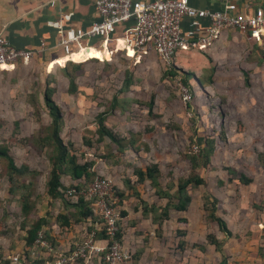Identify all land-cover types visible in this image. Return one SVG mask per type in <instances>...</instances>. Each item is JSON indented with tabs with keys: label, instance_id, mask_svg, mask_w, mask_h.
Returning <instances> with one entry per match:
<instances>
[{
	"label": "rangeland",
	"instance_id": "1",
	"mask_svg": "<svg viewBox=\"0 0 264 264\" xmlns=\"http://www.w3.org/2000/svg\"><path fill=\"white\" fill-rule=\"evenodd\" d=\"M96 41L92 38L90 43L98 48ZM89 52L87 48L74 54L73 58L80 62L91 54ZM196 52L202 56L191 55ZM126 55L124 51H117L108 58L99 56L102 59L83 61L74 74L77 90L72 94L68 92V79L61 70L62 59L58 57L53 61L34 58L25 67L19 62L15 69L0 72V144L8 147L18 166L27 165L37 171L33 178L16 176L15 182L10 181L6 162L0 158V264L6 263L8 255L31 248L27 243L28 230L36 219L46 218L51 226L57 214L65 211L63 202L50 198L46 192L52 168L48 159L52 145H43L38 151L39 141L34 139L47 133L44 127L51 121L43 99L47 84L54 88L52 98L63 116L61 138L72 144L69 148L76 152L80 162L95 160L98 162L96 168L103 167L101 156L105 149L116 151L114 145L108 147L107 137L102 143H96L95 120L102 111L108 112L105 123H109L113 132L124 137L133 135L139 153L131 155L130 159L137 157L143 165L152 160L160 164L163 184L186 177L190 171L187 155L198 152V141L203 145L204 138L214 137L211 166L196 170L206 185L196 189L188 187V190L195 197L204 191L217 195V214L225 219L231 230L229 237L221 239L224 245L226 243V264H264V42L251 43L240 34L229 33L206 52L191 50L179 54L173 65V76L166 75L168 69L153 53L140 61ZM127 73L132 83L123 89ZM187 76L185 87L191 99L184 101L179 82ZM113 97L117 98V107L110 110ZM151 98L150 112L148 102ZM84 138L90 140L92 146H86ZM114 154L120 160L123 157V162L129 156L127 152ZM227 168L235 170L231 182L227 180L232 176ZM120 173L130 175L132 170L121 168ZM240 173L252 178V182H238L236 177ZM99 174L107 176L97 172L91 178ZM29 180L33 184L24 187L22 183L27 185ZM67 188L63 190V198L76 201L65 195ZM139 188L146 202L155 200L153 188L148 185ZM23 194H28V202L32 205L27 215L21 209ZM124 205L133 216L140 201L133 196ZM182 214L173 212L168 241L186 239V233L182 235L181 232L186 225L180 223L174 227V219ZM197 215H191V220L204 221L205 213L202 218L199 213ZM133 220L132 217L122 220L123 234L128 235L129 245L139 248L144 243L149 245L152 240H159L150 227L138 231L142 236L136 231L133 235ZM204 223L208 226L207 233L219 230L216 222ZM53 228L51 231H55ZM85 231L86 228L73 229L74 236L70 241L73 247ZM188 248L191 254L198 255V251L193 250L196 247L189 244ZM129 251L135 259L134 249ZM32 257L45 259L47 254L41 246H34ZM98 260L97 256H92L83 262L93 264Z\"/></svg>",
	"mask_w": 264,
	"mask_h": 264
},
{
	"label": "built area",
	"instance_id": "2",
	"mask_svg": "<svg viewBox=\"0 0 264 264\" xmlns=\"http://www.w3.org/2000/svg\"><path fill=\"white\" fill-rule=\"evenodd\" d=\"M99 18L87 27H64V21L71 19L72 13L65 12L48 24L57 30V45L62 55H71L90 47L92 38L101 39V48L106 40L121 38L122 48L110 47L112 54L128 49L133 51L136 61L153 53L170 70L176 57L191 50H206L223 32L231 31L245 35L254 43L261 44L264 37V10L260 6H240L227 3L221 9L197 8L189 0H92ZM51 5L54 1H51ZM121 27L120 35L114 33ZM114 43V42H113ZM46 49L44 40L34 48H17L0 33V70L15 69L20 62L29 64L35 57L41 58ZM180 94L184 101L191 99L189 90L179 82ZM65 195L76 200L79 197L89 200L92 212L98 221L91 230H86L80 241L67 252L54 249L43 237V230L30 248V258L24 253L15 252L7 256L3 264H74L97 256L110 264H126L132 258L131 252L117 237L120 220L119 197L112 179L96 175L80 188L68 186ZM96 230H103V237H96ZM34 246L45 249L47 257L37 261L32 257Z\"/></svg>",
	"mask_w": 264,
	"mask_h": 264
},
{
	"label": "trees",
	"instance_id": "3",
	"mask_svg": "<svg viewBox=\"0 0 264 264\" xmlns=\"http://www.w3.org/2000/svg\"><path fill=\"white\" fill-rule=\"evenodd\" d=\"M111 44V42H110ZM109 44V45H110ZM115 44V43H113ZM88 56V55H87ZM84 58V57H83ZM82 59V58H81ZM97 60L102 59V57H97L95 55L90 54L87 58L80 62L74 61H64L62 60L60 63L61 70L63 71L64 76L68 79V92L74 93L77 90V85L75 82V72L79 70L82 66L83 61L87 60ZM71 66V69H69ZM174 66L168 71H166V75H174L175 69ZM188 76L185 79H182V84L184 86L187 85ZM132 83V78L127 73L124 81H123V89H127ZM54 93V88L49 84L46 85L43 92V99L45 105L48 110V115L51 119L50 124L44 127V130L47 133L44 136H36V141H39V145L36 146L38 151H41L43 145H52V151L48 156L49 161L52 164V168L49 172V176L46 182L47 185V195L53 199H60L63 202L65 211L59 212L55 218V222L59 226H67L70 221L80 222L83 220H90V226L86 228V230H91L94 228L96 221H98L97 217L93 215L91 203L89 200H85L82 197H79L75 202L63 198V190L64 186L60 181V177L62 175H69L72 179L78 180L75 183V186L80 188L84 186L89 180H92L95 175V160H85L84 162H80L78 160V156L75 151L69 148L72 144H67L63 141L60 136V132L63 128V116L59 106L55 103L52 95ZM116 97H113V102H111L110 110H113L117 107ZM149 111L153 107V98L148 102ZM108 115V112L102 111L96 115V143H102L104 138L107 137L109 139L110 144H107L112 147L113 145L116 147V151L113 152L112 149L106 150L103 152L104 159H111L114 163L122 162L120 158L115 156L114 153H124L125 149L130 146L134 151H137L138 148L135 147V141L133 135L130 134L129 137L119 136L115 132H113L109 127L106 126L105 120ZM42 127V126H41ZM39 134V133H38ZM192 141V139H191ZM198 141V140H197ZM83 142L86 146H92V142L87 138L83 139ZM198 152L187 155V158L190 163V171L186 177H179L177 181L174 182L172 180H168L165 184H162L160 181L161 172L157 163H149L143 169L140 166H134L133 174L135 175V180L125 179L124 185L125 188L130 190L128 194L125 193V190H120L116 188V193L119 197V205H122L124 200H126L129 196H135L140 201L141 205V213L143 217H149L152 220V223L156 225L155 234L160 237L162 235V224L163 221L169 218L170 210L175 211H185L188 208V205L191 201V192L188 190V187L191 189H196L200 185L205 186L206 181L198 173L196 170L199 167L205 168L207 166H211L212 155L215 150V138L214 137H206L203 139V145H200V141H198ZM0 158L4 159L6 162V170L10 181H14L16 176H26L28 175L30 178H33L37 171L30 169L27 165L18 166L13 156L9 153V149L6 145L0 144ZM227 172L232 174L228 181H233L235 177V170L233 168H227ZM170 174V172H169ZM237 181L242 184H249L252 182V178L246 176L244 173H240L239 176L236 177ZM145 180H149V185L154 189V194L158 196L160 199H165L164 205H158L155 202L148 203L144 199H142L136 189L137 183H142ZM15 182V181H14ZM222 183V181H220ZM33 184L32 180L28 181V184L25 185L24 182L22 185L24 187H29ZM73 185V184H72ZM70 185V186H72ZM15 184L12 185V189ZM22 198H24L23 203L21 205V209L25 215H27L32 207L30 202H28V194H23ZM202 208L204 210L205 216L204 221L207 222H216L218 228L221 232L224 233L225 237H229L231 235V230L228 228V225L224 218L217 214L218 210V202L219 199L211 194L209 191L202 192ZM126 212L120 209V220L117 222L119 231L117 233V237L122 241V228L121 222L123 217H125ZM178 224L184 223L186 225L187 221L184 217H178ZM53 225V224H52ZM52 225L49 226V222L46 218H38L33 222L32 226L28 230L27 243L30 247H32L38 232L43 230V237L52 245L54 249H58V244L56 239L51 235ZM96 237H103V230H96ZM182 235H185L186 231L181 230ZM206 244L213 245L216 250L223 251L224 240H219L213 233L206 234ZM185 245L184 240L178 241V246L183 249ZM193 247L204 250L205 245L194 243ZM73 248V247H72ZM30 248L23 252L26 258H30ZM141 253V250L138 249L135 252V255ZM134 255V256H135ZM94 257V256H93ZM96 257V256H95ZM92 258V257H91ZM97 259H99L97 257ZM43 258L37 259V261H43ZM84 260H80L79 262H83ZM224 261V260H222ZM7 262V260H6ZM101 264H104L103 259H99ZM107 264H110L106 261Z\"/></svg>",
	"mask_w": 264,
	"mask_h": 264
},
{
	"label": "crops",
	"instance_id": "4",
	"mask_svg": "<svg viewBox=\"0 0 264 264\" xmlns=\"http://www.w3.org/2000/svg\"><path fill=\"white\" fill-rule=\"evenodd\" d=\"M51 1H54V4L51 5ZM189 3L197 8H207L211 10H217L223 8V6L227 3H235L240 6H249V7H256L260 6L264 10V0H189ZM65 12H71L72 16L71 19L68 21H64V27L68 26H77L81 28L87 27L90 23L97 20L99 18L96 10L93 6L92 0H0V33L4 35L10 43L17 47V48H34L37 47L41 40L45 41L46 49L42 55V57L39 59L35 57V60H40L43 58L45 61L49 59V61H53L54 58L62 59L63 56L60 47L57 45L59 36L57 34V30L54 27H51L48 23L52 20L57 19L61 14ZM121 27L118 28V30L114 33V36L120 35ZM234 34H240V36L251 43H254L250 39H248L245 35L238 33V32H231L226 31L224 33L225 35H220V37L214 41V43L209 46L206 50H197L201 52H206L211 49L215 44L220 43L224 37H227L229 33ZM222 33V34H223ZM223 36V38H221ZM96 42H98V48L94 47L90 44L89 50L92 55H95L97 57L99 56H105L106 58L111 57V51L108 50V47L106 43L104 44V48L101 50V39L96 38ZM91 41V40H90ZM264 37L262 40L263 44ZM258 44V43H255ZM113 45V42L111 41V44L109 45V48ZM100 47V48H99ZM119 47L122 48V44L119 43ZM87 48H84L82 51H85ZM101 51L109 52L108 55L103 54ZM93 52H100V54H93ZM90 55V54H89ZM193 56H202L199 53H192ZM60 57V58H59ZM42 59V60H43ZM48 61V62H49ZM38 63V62H36ZM20 66L25 67V64H21ZM5 71V70H0ZM11 71V70H10ZM107 127H109V123H105ZM112 125V124H111ZM148 143V141H147ZM136 147V145H135ZM151 148V145H149ZM125 152L129 153L127 156V160L124 161V158L121 157L120 163H114L111 161V159H103V167H99L95 164L96 172L102 173L110 177L118 189L125 190V193L128 194V189L125 188L124 182L125 179H131L135 180V175L133 174V168L134 166H140L143 169L146 165L149 163H157L156 160H152L150 162H146L145 165L141 163V159L138 162L137 157L136 159H130L129 157L131 155H136L139 153V151H134L130 146H128L125 149ZM134 157V156H132ZM129 161V162H127ZM160 169V172L162 174V168L159 163H157ZM130 166V167H129ZM125 169L129 171V169L132 170V173L129 175H120V170ZM122 177V178H120ZM60 181L63 184L64 188L75 184L78 182V180L72 179L69 175H62L60 177ZM161 181V178H160ZM162 182V181H161ZM163 184V182H162ZM117 185V186H116ZM143 185H149V180H145L142 183L136 184V189L139 191V195L142 199L143 193L141 192L139 186ZM66 186V187H65ZM212 192V191H210ZM202 193L198 197L193 196L191 194V201L188 205L187 210L185 211H175L170 210L169 218L163 221L162 224V235L158 237L155 234V228L156 225L152 223L151 218L149 217H143L141 213V205H137L135 215L130 216V211L127 208L126 205H124L126 202L131 201L133 199V196H129L126 200H124L123 204L120 205L122 210L126 212L125 217H123L122 220L128 219V217H132L134 220L131 221V229L133 235H135V231L139 234V236H142L138 231H144L146 227H150L153 229V234L159 238V240L151 241L149 245H146L145 243L141 245L139 248H135V246L129 245L128 235L126 237L125 234H123L122 230V242L124 246L129 249H134V253L136 250L140 249L141 253L138 255H135V259L132 257L130 261L126 262V264H226L228 263L227 258L224 257V251L226 248V243L223 245V251H218L215 249L213 245L206 244V234H207V225L204 223V221H198L194 220L192 221L190 216H198L199 213L200 218L203 217L204 210L202 208V199H201ZM217 196L216 194H213ZM155 200L148 202L152 203L155 202L158 205H164L165 199H160L158 196H156ZM145 200V199H144ZM147 201V200H145ZM75 202V201H72ZM173 212H182L184 214L180 216H176L174 219V227H178L175 224H178V217H184L187 221L186 226L183 228L186 231V239L183 238L182 240L185 241L184 248H173L175 246H178V241H168L167 234L169 232V223L173 219ZM90 220H83L80 222H73L70 221V223L67 226H59L56 223L52 225L53 230L51 231V235L56 239L57 246L62 251H68V249H72L73 245L70 244V241H72L73 235V229H81V228H88L90 226ZM121 222V228L122 227ZM197 228V230H195ZM179 229V228H178ZM195 230V231H194ZM81 231V230H80ZM202 231V234H201ZM211 231V230H210ZM172 232V231H171ZM214 233V235L219 239H223L225 237L224 233L220 230L211 231ZM210 232V233H211ZM209 233V232H208ZM77 235V234H76ZM223 237V238H222ZM194 243L205 245V249L201 250L198 248H194L193 250L198 251V255H193L190 253L189 244L191 246ZM132 254L133 251L131 250ZM218 257V258H217ZM214 259V260H212ZM224 260V261H222ZM78 262V261H77ZM85 264V262H78L77 264ZM245 262H243L244 264ZM86 264H88L86 262ZM92 264V263H91ZM93 264H101L98 260V263L94 261ZM252 264V263H251Z\"/></svg>",
	"mask_w": 264,
	"mask_h": 264
},
{
	"label": "bare ground",
	"instance_id": "5",
	"mask_svg": "<svg viewBox=\"0 0 264 264\" xmlns=\"http://www.w3.org/2000/svg\"><path fill=\"white\" fill-rule=\"evenodd\" d=\"M110 42H111V40H106V41H105V43H106V45H107V47H108V50L110 49V48H109V44H110ZM113 42L117 45L118 48H120V47H119V43H121V44L123 45V41H122L121 38H118L117 40L114 39ZM100 49L102 50L103 48H100ZM120 49H121V48H120ZM82 50H83V49H82ZM82 50H80V51H78V52H74V53L71 55V57L73 58V55H74V54L81 53ZM132 54H133V51H132L131 49H128V53H127V55H128V56H132ZM69 58H70V57L63 56L62 60H64V61L72 60V59H69ZM73 60H74V62H76L74 58H73ZM138 61H140V60H138Z\"/></svg>",
	"mask_w": 264,
	"mask_h": 264
}]
</instances>
